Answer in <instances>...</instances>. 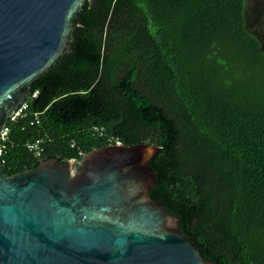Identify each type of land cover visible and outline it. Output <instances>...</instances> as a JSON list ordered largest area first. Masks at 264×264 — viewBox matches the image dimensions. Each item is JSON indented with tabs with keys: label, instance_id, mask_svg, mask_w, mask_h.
Segmentation results:
<instances>
[{
	"label": "trees",
	"instance_id": "trees-1",
	"mask_svg": "<svg viewBox=\"0 0 264 264\" xmlns=\"http://www.w3.org/2000/svg\"><path fill=\"white\" fill-rule=\"evenodd\" d=\"M71 33L5 124L4 174L160 146L150 198L214 264H264V0H85Z\"/></svg>",
	"mask_w": 264,
	"mask_h": 264
},
{
	"label": "water",
	"instance_id": "water-1",
	"mask_svg": "<svg viewBox=\"0 0 264 264\" xmlns=\"http://www.w3.org/2000/svg\"><path fill=\"white\" fill-rule=\"evenodd\" d=\"M84 1L0 0V133L68 55ZM160 148L112 143L10 175L0 158V264H214L149 196Z\"/></svg>",
	"mask_w": 264,
	"mask_h": 264
},
{
	"label": "built area",
	"instance_id": "built-area-1",
	"mask_svg": "<svg viewBox=\"0 0 264 264\" xmlns=\"http://www.w3.org/2000/svg\"><path fill=\"white\" fill-rule=\"evenodd\" d=\"M26 108V103H21L16 109L15 111L13 112V114L10 116V118H15L17 116H20L22 115L24 109ZM7 127H4L0 133V140H5L6 139V135H7ZM40 142L41 140L40 139H37L33 142H29L26 144V147L28 150L30 151H34L36 154H39L40 152ZM115 143L117 144H121L119 141H116ZM0 153H1V148H0Z\"/></svg>",
	"mask_w": 264,
	"mask_h": 264
}]
</instances>
